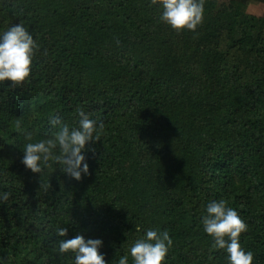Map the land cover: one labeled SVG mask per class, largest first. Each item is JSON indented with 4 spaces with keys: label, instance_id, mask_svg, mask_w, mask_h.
<instances>
[{
    "label": "trees",
    "instance_id": "16d2710c",
    "mask_svg": "<svg viewBox=\"0 0 264 264\" xmlns=\"http://www.w3.org/2000/svg\"><path fill=\"white\" fill-rule=\"evenodd\" d=\"M264 0H0V264H264Z\"/></svg>",
    "mask_w": 264,
    "mask_h": 264
},
{
    "label": "rangeland",
    "instance_id": "374dc122",
    "mask_svg": "<svg viewBox=\"0 0 264 264\" xmlns=\"http://www.w3.org/2000/svg\"><path fill=\"white\" fill-rule=\"evenodd\" d=\"M247 11L255 15L262 14V12L264 11V2L249 5Z\"/></svg>",
    "mask_w": 264,
    "mask_h": 264
}]
</instances>
